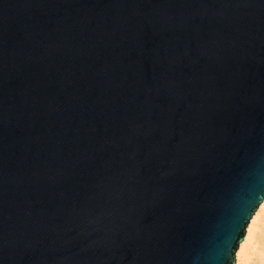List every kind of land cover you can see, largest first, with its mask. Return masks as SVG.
<instances>
[{"label": "water", "instance_id": "water-1", "mask_svg": "<svg viewBox=\"0 0 264 264\" xmlns=\"http://www.w3.org/2000/svg\"><path fill=\"white\" fill-rule=\"evenodd\" d=\"M263 200L264 0H0V264H225L248 216L234 264Z\"/></svg>", "mask_w": 264, "mask_h": 264}, {"label": "bare ground", "instance_id": "bare-ground-1", "mask_svg": "<svg viewBox=\"0 0 264 264\" xmlns=\"http://www.w3.org/2000/svg\"><path fill=\"white\" fill-rule=\"evenodd\" d=\"M261 204H264V200L262 201V203ZM260 204V205H261ZM260 205H259V207L257 208V210L255 211V213L253 214V216L251 217V220H250V223H249V226H248V230H247V233H246V236H245V239H244V242H243V244H239V250H237L236 251V254H235V263L234 264H238V262H241V260L242 259H247L248 260V258H249V255H251L250 253H251V250L253 251V249L255 250V251H259L260 253H261V255L263 254L262 253V251H263V248H262V245H261V247H259L258 248V246L260 245V241L262 240V237H261V239H260V241H259V237H258V232L260 231H257V229H259L258 228V226H257V223H258V221H257V223H256V225L255 226H253V219L254 218H256L257 216H258V214H259V210H260ZM264 217V216H263ZM262 217V218H263ZM261 218V217H260ZM259 220V219H258ZM261 221V220H260ZM259 221V222H260ZM262 221H264V220H262ZM261 221V222H262ZM260 222V223H261ZM262 225V224H261ZM259 227H260V225H259ZM249 228H252L253 230H252V232L251 233H249ZM260 229H261V227H260ZM264 240V239H263ZM245 241H247V243H245ZM252 241H254V244H252L251 242ZM262 242V241H261ZM264 242V241H263ZM262 244H264V243H262ZM243 245V246H242ZM250 245H251V247H250ZM258 252V253H259ZM253 253H255L254 251H253ZM260 253H259V255H260ZM257 254V253H256ZM251 256H254V255H251ZM250 256V257H251ZM257 256H258V254H257ZM255 257V256H254ZM262 258V257H261ZM250 259V258H249ZM262 259H264V258H262ZM250 260H252V259H250ZM255 260H257V259H255ZM260 260V259H259ZM247 262V261H246ZM252 262H253V260H252ZM257 263H258V261H256ZM248 263H250V261L248 262ZM257 263H255V264H257ZM252 264V263H251ZM254 264V263H253Z\"/></svg>", "mask_w": 264, "mask_h": 264}, {"label": "rangeland", "instance_id": "rangeland-1", "mask_svg": "<svg viewBox=\"0 0 264 264\" xmlns=\"http://www.w3.org/2000/svg\"><path fill=\"white\" fill-rule=\"evenodd\" d=\"M262 217H263V216H261V218H259V220H258L257 226H258L259 229H257V231L260 230V231L258 232L259 241H260V239H261V237H262V240H261L262 242L260 241V245L258 246V248L261 247V245H262L263 252H264V244H262L263 241H264V240H263V239H264V221H262V220H264V217H263V218H262ZM260 220H261L262 222H261ZM259 221H260L261 223H260ZM261 224H262V225H261ZM259 225H260L261 229H260ZM251 243L254 244V241H252ZM250 247H251V245H250ZM253 251H254L255 253H253ZM253 251L251 250V253H250V254H251V255H254L255 257L249 255V258L252 259L253 262H252V260H250L249 258H248V260H247V259H242L241 261H242V262H246V261H247L246 264H251V263H252V264H253V263L255 264V263H257L256 261H258L257 264H259V261H260L262 258H264V254L261 255V253H260L259 251H255L254 249H253ZM258 252H259L260 255L262 256V258L260 257V255H259ZM256 253L258 254V256H257ZM250 256H251V257H250ZM255 259H257V260H255ZM259 259H260V260H259ZM249 261H250V263H248Z\"/></svg>", "mask_w": 264, "mask_h": 264}, {"label": "snow or ice", "instance_id": "snow-or-ice-1", "mask_svg": "<svg viewBox=\"0 0 264 264\" xmlns=\"http://www.w3.org/2000/svg\"><path fill=\"white\" fill-rule=\"evenodd\" d=\"M254 208H255V205H253V208L249 210V214L248 215H251V212L254 211ZM242 220H243V223L240 224L239 230L233 233V237H232V241H231V246L228 247L225 250V264H227V261L232 258V252L234 251L235 243L242 236V230H243L244 224L247 223L248 216H244L242 218Z\"/></svg>", "mask_w": 264, "mask_h": 264}, {"label": "clouds", "instance_id": "clouds-1", "mask_svg": "<svg viewBox=\"0 0 264 264\" xmlns=\"http://www.w3.org/2000/svg\"><path fill=\"white\" fill-rule=\"evenodd\" d=\"M261 216H264V204H261V205H260L259 214H258V216H257L256 218L253 219V226L256 225L258 219H259ZM252 230H253L252 228H249V233H251ZM245 243H247V241H245ZM242 246H243V245H242ZM238 264H246V262H242V261H241V262H238ZM259 264H264V259H261V260L259 261Z\"/></svg>", "mask_w": 264, "mask_h": 264}]
</instances>
